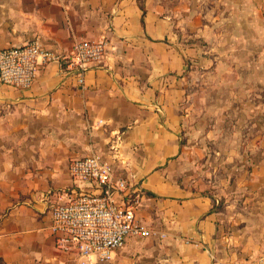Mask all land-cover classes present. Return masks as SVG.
<instances>
[{
    "label": "crops",
    "instance_id": "obj_1",
    "mask_svg": "<svg viewBox=\"0 0 264 264\" xmlns=\"http://www.w3.org/2000/svg\"><path fill=\"white\" fill-rule=\"evenodd\" d=\"M102 38L105 57L84 84L55 61L28 88L0 81V264H79L55 245L51 204L99 192L69 175L92 151L128 178L141 196L136 216L155 231L128 237L105 264H255L264 254V0H0V49L39 39L69 54L75 41ZM211 66L225 82L222 131L234 120V137L222 135L235 151L221 152V168L252 166L219 191L182 140L188 118L213 113L194 103L197 77L214 73L197 69ZM217 192L228 196L221 204Z\"/></svg>",
    "mask_w": 264,
    "mask_h": 264
},
{
    "label": "built area",
    "instance_id": "obj_2",
    "mask_svg": "<svg viewBox=\"0 0 264 264\" xmlns=\"http://www.w3.org/2000/svg\"><path fill=\"white\" fill-rule=\"evenodd\" d=\"M109 42L75 41L69 54L49 49L39 39L0 49V81L25 89L35 81L39 69L49 62L62 63L70 77L85 83V72L105 57ZM73 181L95 185L99 192L82 191L51 204V231L59 250L76 254L79 264H105L130 236L147 237L154 229L136 216L141 196L133 193L127 177L117 174L107 155L91 154L73 159L69 165ZM251 264V263H250ZM255 264H264V254Z\"/></svg>",
    "mask_w": 264,
    "mask_h": 264
},
{
    "label": "rangeland",
    "instance_id": "obj_3",
    "mask_svg": "<svg viewBox=\"0 0 264 264\" xmlns=\"http://www.w3.org/2000/svg\"><path fill=\"white\" fill-rule=\"evenodd\" d=\"M217 69V70H216ZM214 72L212 76L209 77H197L195 84L196 100L194 103L197 107H202L204 104H208L213 109V113L204 114L203 111L196 112L195 116L188 118L187 126L182 131L183 144L188 146L189 155L196 156V164L199 165V170L203 173H208L213 183V189L219 191L221 187L225 190L232 188L235 185L237 176H240L245 171H251L252 166L247 163H241L229 160L225 164V170L221 168L220 164V154L221 152L231 153L232 150L235 151L234 146H228L227 142L224 141L225 136L222 134H227V137H232L234 135L233 123L234 120L228 121L227 125L223 123V131L220 128V115L218 112V107L220 104V97L218 96L220 89L223 87V83L220 82L219 69L216 66H211L210 68H200L197 72ZM219 73V74H218ZM234 88V85L231 86ZM229 87L228 90H231ZM209 90V98H204V92ZM206 99V100H204ZM187 102L185 101V105ZM193 114V111H192ZM222 135V137H221ZM234 137V136H233ZM206 154V155H205ZM205 156L207 158H205ZM201 168V169H200ZM242 171V172H241ZM218 201L220 204L223 203L228 197L227 195H221L217 192ZM219 204V205H220Z\"/></svg>",
    "mask_w": 264,
    "mask_h": 264
}]
</instances>
